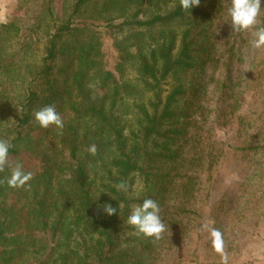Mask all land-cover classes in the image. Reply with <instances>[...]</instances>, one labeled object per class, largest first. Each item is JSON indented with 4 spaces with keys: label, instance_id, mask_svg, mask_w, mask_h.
<instances>
[{
    "label": "trees",
    "instance_id": "obj_1",
    "mask_svg": "<svg viewBox=\"0 0 264 264\" xmlns=\"http://www.w3.org/2000/svg\"><path fill=\"white\" fill-rule=\"evenodd\" d=\"M230 5L16 0L0 23V139L34 178L0 183V264H218L206 261L221 253L205 225L225 247L253 233L264 218V48L248 79L235 76L252 35L233 32ZM46 105L62 130L35 121ZM147 198L168 228L155 242L127 223Z\"/></svg>",
    "mask_w": 264,
    "mask_h": 264
},
{
    "label": "clouds",
    "instance_id": "obj_2",
    "mask_svg": "<svg viewBox=\"0 0 264 264\" xmlns=\"http://www.w3.org/2000/svg\"><path fill=\"white\" fill-rule=\"evenodd\" d=\"M180 6L185 11H191L194 6L200 5V0H179ZM264 9L261 0H231V5L227 9V13L231 19V27L233 32H245L253 30L254 39L251 41L252 47L255 49L264 48V26L260 24L259 17ZM34 119L41 128H48L55 125L58 129L64 128V122L57 111L55 105H46L34 112ZM12 147L7 140L0 139V173L5 169H10V175L0 179V183H6L10 188L30 187V181L34 178L32 171H26L24 165L19 161L9 158V150ZM90 155L97 154V146L95 144L89 146ZM118 190L127 192L129 185L126 181H121L116 185ZM103 211L111 216L117 213V208L111 204L105 203ZM127 223L132 226L137 235H143L151 238L153 241L162 239L163 234L168 230L165 222L161 217V207L157 201L147 198L142 204L134 205L131 213L127 218ZM210 233L213 248L219 252H224L225 241L221 231L214 227L204 226Z\"/></svg>",
    "mask_w": 264,
    "mask_h": 264
},
{
    "label": "rangeland",
    "instance_id": "obj_3",
    "mask_svg": "<svg viewBox=\"0 0 264 264\" xmlns=\"http://www.w3.org/2000/svg\"><path fill=\"white\" fill-rule=\"evenodd\" d=\"M16 5V0H0V23L6 22L10 15L12 14ZM30 10L26 11L29 13ZM259 27V25H257ZM252 35V40L255 38L253 35L254 29L249 30ZM257 49L251 48L245 55V63L243 66L236 68L235 76H243V79H248L251 73V68L254 63V56ZM114 63H110L112 65ZM253 97L251 100L256 102V95L251 93ZM230 134V132L228 133ZM221 133V137H222ZM248 214V211H243ZM256 225L255 228H250L254 230L253 233L248 235H243L241 238L236 235L230 243H227L224 247V252L218 257L213 256L214 250L210 253V256L206 258V261L213 263L217 261L218 264H264V218ZM244 222V223H243ZM242 224L246 226L248 223L254 224L257 222L253 219L244 220ZM203 254H207L204 249H202Z\"/></svg>",
    "mask_w": 264,
    "mask_h": 264
}]
</instances>
